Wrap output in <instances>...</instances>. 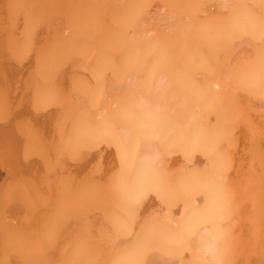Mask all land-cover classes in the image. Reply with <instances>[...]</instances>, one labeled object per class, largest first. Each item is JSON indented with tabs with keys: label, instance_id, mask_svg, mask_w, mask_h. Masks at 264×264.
<instances>
[{
	"label": "bare ground",
	"instance_id": "bare-ground-1",
	"mask_svg": "<svg viewBox=\"0 0 264 264\" xmlns=\"http://www.w3.org/2000/svg\"><path fill=\"white\" fill-rule=\"evenodd\" d=\"M9 134L0 264H264V0H0Z\"/></svg>",
	"mask_w": 264,
	"mask_h": 264
},
{
	"label": "rangeland",
	"instance_id": "rangeland-1",
	"mask_svg": "<svg viewBox=\"0 0 264 264\" xmlns=\"http://www.w3.org/2000/svg\"><path fill=\"white\" fill-rule=\"evenodd\" d=\"M9 135H10V136H9ZM9 135H7V136L5 135V136H3V138H1V139L4 140V141H2V140L0 139V141H1V142H0V144H1V145H0V150H1V151H0V160H1L0 163H1V165H2V168H3V166L6 168L5 165L7 164V162H9V163H8L9 165L7 164L8 166H10V167L13 166L12 168H15V167L18 166L17 162H16V161H13L12 156H10L9 159L12 160V162H14V163L16 162L17 165H16V164H13V163L10 162V160L8 159V157H9L8 155H10L11 150L14 149L13 146H14V144L16 143V139L11 138V137L14 136V135H12V134H9ZM14 138H15V137H14ZM10 140H11V141H10ZM14 140H15V142H13ZM2 142H5V143H2ZM5 144H6V145H5ZM7 144H8V145H7ZM12 144H13V145H12ZM15 145H16V144H15ZM1 147H2V149H1ZM14 147H15V146H14ZM5 148H6V150H5ZM7 149H8V150H7ZM3 150H4L5 152H4ZM9 151H10V152H9ZM3 153H4V154H3ZM1 154H2V155H1ZM5 156H7V157H5ZM3 159H5V160H3ZM7 160H9V161H7ZM5 162H6V163H5ZM2 163H3L4 165H3ZM11 163H12V165H10ZM1 165H0V166H1ZM18 167H19V166H18ZM2 168H0L1 171H3ZM3 169H4V168H3ZM16 169H17V168H16Z\"/></svg>",
	"mask_w": 264,
	"mask_h": 264
}]
</instances>
